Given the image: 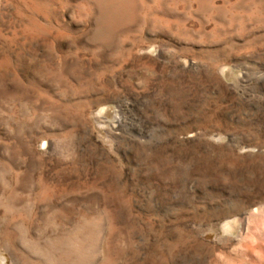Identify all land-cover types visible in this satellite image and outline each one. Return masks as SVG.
I'll return each instance as SVG.
<instances>
[{"label": "rangeland", "instance_id": "1", "mask_svg": "<svg viewBox=\"0 0 264 264\" xmlns=\"http://www.w3.org/2000/svg\"><path fill=\"white\" fill-rule=\"evenodd\" d=\"M0 264H264V0H0Z\"/></svg>", "mask_w": 264, "mask_h": 264}, {"label": "bare ground", "instance_id": "2", "mask_svg": "<svg viewBox=\"0 0 264 264\" xmlns=\"http://www.w3.org/2000/svg\"><path fill=\"white\" fill-rule=\"evenodd\" d=\"M237 222H238V221H237V220H235V221H234V223H233V224H234L233 226H236V225H237Z\"/></svg>", "mask_w": 264, "mask_h": 264}]
</instances>
